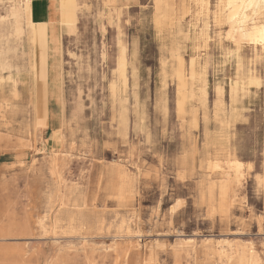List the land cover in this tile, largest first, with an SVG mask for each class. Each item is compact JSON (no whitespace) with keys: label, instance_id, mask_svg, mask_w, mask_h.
<instances>
[{"label":"rangeland","instance_id":"1","mask_svg":"<svg viewBox=\"0 0 264 264\" xmlns=\"http://www.w3.org/2000/svg\"><path fill=\"white\" fill-rule=\"evenodd\" d=\"M167 1L155 25L153 0H58L52 29L46 0H0V264H264V49L231 0ZM172 50L198 57L184 115Z\"/></svg>","mask_w":264,"mask_h":264},{"label":"bare ground","instance_id":"2","mask_svg":"<svg viewBox=\"0 0 264 264\" xmlns=\"http://www.w3.org/2000/svg\"><path fill=\"white\" fill-rule=\"evenodd\" d=\"M21 3L27 5L31 0H20ZM58 0H48V9H49V22L54 29V24L60 18V10L57 7ZM104 3L108 7H114L117 3L116 0H104ZM231 9L227 15V23L229 26L228 35L234 41H243L246 38L254 44V46H259L264 49V24H257L251 27L249 31L245 30V25L248 21L247 11L251 12H262L264 10V0H231ZM154 4V23L155 25H163L166 22H171L172 8L169 5L167 0H153ZM1 18V17H0ZM119 18V16H118ZM159 27V26H158ZM206 27V24L203 23V28ZM157 29V28H155ZM51 32V30L49 31ZM56 33V32H55ZM194 42L195 49L198 48V42H206L205 32L200 29L195 32V35L192 37ZM117 56L115 60V69L114 73L116 76L115 81H111L109 84V93L113 100L117 99L119 95V89L124 92L127 88V72L128 63L127 59V50L123 43L118 42L117 44ZM53 47H50V54L52 53ZM171 56L174 58V66L172 69V77L176 85V93L180 95L178 100V107L181 114H186L184 112V107L186 106V99L189 97L190 100L194 97L193 85L198 81V57L195 59H190L188 64L185 65L184 59L176 51L172 50ZM133 65L131 64V67ZM250 75V74H249ZM255 78L253 77L250 82H253ZM236 91L235 87L231 88V94ZM205 91L202 93L204 94ZM217 95L221 98L222 90L217 89ZM183 114V115H184ZM191 120L190 125L193 128L197 127V120L193 112H190ZM136 238V237H135ZM118 239V238H117ZM190 240H188L189 242ZM192 242V240H191ZM187 242H185L186 244ZM194 244V242H193ZM213 245V244H212ZM183 246V245H182ZM192 247V246H191ZM252 252V251H251ZM250 256V255H249ZM251 257V256H250ZM250 260V259H249ZM245 261V260H244Z\"/></svg>","mask_w":264,"mask_h":264},{"label":"crops","instance_id":"3","mask_svg":"<svg viewBox=\"0 0 264 264\" xmlns=\"http://www.w3.org/2000/svg\"><path fill=\"white\" fill-rule=\"evenodd\" d=\"M47 1V7H48V0H46ZM117 2H118V0H116ZM60 10V9H59ZM48 14H49V9H48ZM60 20L62 19V13H61V10H60V18H59ZM66 21H67V23L66 24H64V23H61V25H60V28H63V29H66L69 25V21H68V19H66ZM58 22V21H57ZM56 22V23H57ZM55 23V24H56ZM49 24V17H48V20L47 21H45V22H40L38 25H48ZM54 24V25H55ZM0 25H2L3 26V29H4V31L6 32L7 31V26H6V24L4 23V22H2L1 20H0Z\"/></svg>","mask_w":264,"mask_h":264}]
</instances>
